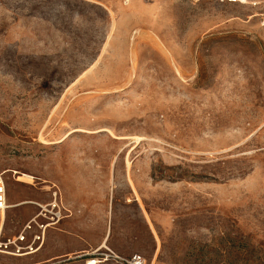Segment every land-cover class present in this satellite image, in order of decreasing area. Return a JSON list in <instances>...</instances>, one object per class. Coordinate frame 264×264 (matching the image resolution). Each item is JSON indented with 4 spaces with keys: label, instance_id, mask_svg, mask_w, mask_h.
<instances>
[{
    "label": "rangeland",
    "instance_id": "obj_1",
    "mask_svg": "<svg viewBox=\"0 0 264 264\" xmlns=\"http://www.w3.org/2000/svg\"><path fill=\"white\" fill-rule=\"evenodd\" d=\"M259 20L219 0H0L4 237L55 191L119 257L264 264ZM42 250L0 264H85Z\"/></svg>",
    "mask_w": 264,
    "mask_h": 264
},
{
    "label": "built area",
    "instance_id": "obj_2",
    "mask_svg": "<svg viewBox=\"0 0 264 264\" xmlns=\"http://www.w3.org/2000/svg\"><path fill=\"white\" fill-rule=\"evenodd\" d=\"M133 0H123L124 4ZM229 5L245 6L256 11V16L260 18L259 25L264 29V0H219ZM36 206L37 213L28 220L22 230L15 236L4 237L5 214L7 210L6 186L3 173L0 172V254L11 257L31 256L41 250L44 243V236L49 228L55 227L63 218L64 209L61 200L57 197V192L51 193V200L45 204L30 202ZM95 251L87 256L85 264H101L108 261L119 262L120 264H147L145 259L133 254L129 258H120L114 253L107 251Z\"/></svg>",
    "mask_w": 264,
    "mask_h": 264
},
{
    "label": "crops",
    "instance_id": "obj_3",
    "mask_svg": "<svg viewBox=\"0 0 264 264\" xmlns=\"http://www.w3.org/2000/svg\"><path fill=\"white\" fill-rule=\"evenodd\" d=\"M62 208L64 209L65 215L60 220L59 224L55 227L49 228V230L45 233L44 243L41 248V250L43 249V260L52 261L77 258L85 261L87 256L92 255L97 250H103V247H106V250L114 254L119 252L127 253L134 251L132 248L122 249L121 245L117 243V240H110L109 227L108 229L99 230L96 238L91 237V233H94V230L90 229L84 221V217H74V215H76V211L66 207L65 210L63 204ZM81 213H84V211ZM96 217H100V214H97ZM50 229L52 231H50ZM102 231L104 232L102 233ZM130 256L124 258H129Z\"/></svg>",
    "mask_w": 264,
    "mask_h": 264
},
{
    "label": "bare ground",
    "instance_id": "obj_4",
    "mask_svg": "<svg viewBox=\"0 0 264 264\" xmlns=\"http://www.w3.org/2000/svg\"><path fill=\"white\" fill-rule=\"evenodd\" d=\"M23 176V178H26V179H32L31 177H29L28 175H22ZM25 204H27V203H25ZM19 205H8L7 206V210H10V209H14V208H16V207H18ZM104 249L106 248V247H103ZM36 254V253H35Z\"/></svg>",
    "mask_w": 264,
    "mask_h": 264
}]
</instances>
